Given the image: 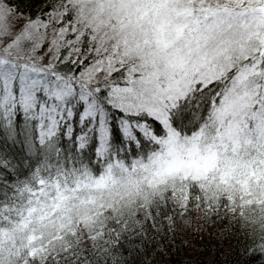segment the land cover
<instances>
[{
  "label": "snow or ice",
  "instance_id": "obj_1",
  "mask_svg": "<svg viewBox=\"0 0 264 264\" xmlns=\"http://www.w3.org/2000/svg\"><path fill=\"white\" fill-rule=\"evenodd\" d=\"M193 216L264 256V0H0V264H122Z\"/></svg>",
  "mask_w": 264,
  "mask_h": 264
},
{
  "label": "trees",
  "instance_id": "obj_2",
  "mask_svg": "<svg viewBox=\"0 0 264 264\" xmlns=\"http://www.w3.org/2000/svg\"><path fill=\"white\" fill-rule=\"evenodd\" d=\"M15 3L25 16L38 14L45 6V0H15ZM197 220L198 217L193 216L191 226L178 225L174 235L168 233L162 240L160 237L150 239L154 233L149 232L143 245L136 241L139 251L130 255L121 250L122 264H145V261L151 264H264V256L244 250L243 236L237 237L235 227L229 230L227 221Z\"/></svg>",
  "mask_w": 264,
  "mask_h": 264
}]
</instances>
